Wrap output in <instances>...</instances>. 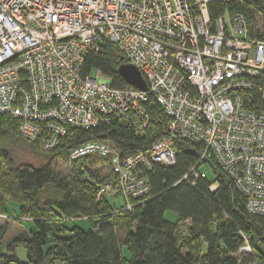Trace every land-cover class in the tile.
<instances>
[{
	"label": "built area",
	"instance_id": "2783aa9c",
	"mask_svg": "<svg viewBox=\"0 0 264 264\" xmlns=\"http://www.w3.org/2000/svg\"><path fill=\"white\" fill-rule=\"evenodd\" d=\"M225 1L0 0V114L18 120V135L48 152L68 127L87 130L107 117L144 128L152 98L169 123L147 150L123 156L107 140L69 149V162L109 158L116 178L98 198L119 195L130 210V200L150 191L143 172L172 166V141L180 138L210 151L246 210L264 217V37L250 39L241 15L211 18L210 5ZM102 43L117 47L146 91L100 84L107 79L100 70L84 74ZM253 88L255 99L248 97ZM249 252L241 247L235 256Z\"/></svg>",
	"mask_w": 264,
	"mask_h": 264
},
{
	"label": "trees",
	"instance_id": "16d2710c",
	"mask_svg": "<svg viewBox=\"0 0 264 264\" xmlns=\"http://www.w3.org/2000/svg\"><path fill=\"white\" fill-rule=\"evenodd\" d=\"M224 11L244 18L250 39L264 37V0H228L209 7L211 18ZM125 62L114 44L102 43L99 52L87 56L84 74L100 70L111 86L126 87L117 71ZM257 96L253 88L248 97ZM145 110L148 122L140 130L107 117L87 130L68 127L57 148L48 152L18 135V120L0 114V213H6L10 201L19 205V217L34 223L12 242L24 246L27 263L9 244L0 253V264H264V217L246 210V199L202 144L174 138V164L143 172L150 191L130 200V210H124L125 204L117 207L115 198L97 196L102 184L116 178L108 157L95 154L69 162V149L89 141L107 140L123 156L147 150L165 135L169 119L152 98ZM16 151L34 158L36 166L15 165ZM55 161L67 165L70 175L58 174ZM98 163L110 178L91 171ZM203 165L211 168L213 182L206 175L192 176L191 170L200 174ZM214 183L217 188L210 190ZM166 211L176 214V222L164 218ZM79 219L88 222L87 231L75 225ZM6 231L7 225L0 228V239ZM244 245L250 252L235 256Z\"/></svg>",
	"mask_w": 264,
	"mask_h": 264
},
{
	"label": "rangeland",
	"instance_id": "374dc122",
	"mask_svg": "<svg viewBox=\"0 0 264 264\" xmlns=\"http://www.w3.org/2000/svg\"><path fill=\"white\" fill-rule=\"evenodd\" d=\"M91 76L95 77V70L91 71ZM98 82L100 84L109 85L110 81L105 78H98ZM12 160L15 165L19 164H31L36 166V160L31 156L22 153V152H14L12 155ZM110 163V160H109ZM102 163H98L91 167V171L95 174H98L102 177L108 176L110 178V171L105 168L101 169ZM55 171L63 177L70 175V168L67 165H61L58 161L54 162ZM201 173H204L207 177V180L213 182L214 174L211 168L208 165H203L200 169ZM106 178V180H109ZM102 186V185H101ZM100 186V187H101ZM100 189V188H99ZM100 191V190H99ZM112 199V198H111ZM114 202L117 207L123 206L124 201L121 197H117L114 199ZM19 205L13 202L8 201L6 204V213H0V228L4 225H7V231L2 235L0 239V253H4L8 250V245L14 249L16 256L22 263H27L26 259V250L22 244L12 245V242L16 239L19 234L24 232H29V230L33 229L34 223L30 218L19 217ZM18 218V219H17ZM164 218L169 222H176L177 216L172 211H166L164 214ZM75 225L82 229L83 231H87L89 229V224L84 219H79L75 221ZM188 226V223H185L181 228V232L185 233V230ZM247 245L242 246L245 248ZM248 247V246H247ZM237 254V253H236ZM243 254V253H242ZM123 255L127 257V253L123 250ZM239 256V255H237Z\"/></svg>",
	"mask_w": 264,
	"mask_h": 264
},
{
	"label": "water",
	"instance_id": "95a60500",
	"mask_svg": "<svg viewBox=\"0 0 264 264\" xmlns=\"http://www.w3.org/2000/svg\"><path fill=\"white\" fill-rule=\"evenodd\" d=\"M117 71L127 85L140 91H146V84L144 80L133 66L124 64L119 66Z\"/></svg>",
	"mask_w": 264,
	"mask_h": 264
}]
</instances>
